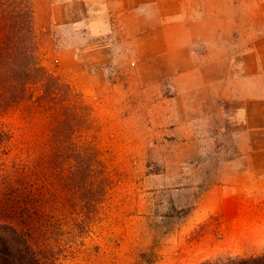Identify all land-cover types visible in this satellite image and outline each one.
I'll use <instances>...</instances> for the list:
<instances>
[{
    "label": "rangeland",
    "instance_id": "374dc122",
    "mask_svg": "<svg viewBox=\"0 0 264 264\" xmlns=\"http://www.w3.org/2000/svg\"><path fill=\"white\" fill-rule=\"evenodd\" d=\"M62 1L0 0V48L8 33L21 41L30 12L52 89L73 92L67 112L42 79L13 85L0 63V221L29 227L49 264L264 251V162L237 117L241 97L264 95V73L235 76L246 55L264 57V0H67L71 20L53 23ZM69 47L82 70L57 60ZM28 189L30 222L17 205Z\"/></svg>",
    "mask_w": 264,
    "mask_h": 264
},
{
    "label": "trees",
    "instance_id": "16d2710c",
    "mask_svg": "<svg viewBox=\"0 0 264 264\" xmlns=\"http://www.w3.org/2000/svg\"><path fill=\"white\" fill-rule=\"evenodd\" d=\"M22 17V20H21ZM20 19L21 41L17 40L8 33L2 42L1 68L7 78V81L13 85L18 83H27L31 79H42L47 87L50 96L56 95L61 99V107L67 112L70 110V102L73 96L71 86L65 83L61 90L52 89L56 77L47 75L43 68L37 53L34 50L35 44L30 39L31 32V13L21 12ZM13 27H16L13 26ZM63 90V91H62ZM54 92V93H53ZM58 99V98H57ZM10 132L5 127H0V149L9 140ZM33 193L30 189L22 193V197L17 199V205H20L21 216L27 215L26 221L35 218V210L30 205L35 203L31 199ZM16 205V201L13 202ZM22 211V212H21ZM17 213V212H16ZM25 216V218L27 217ZM0 264H49L34 242V235L29 227H25L23 222L0 221ZM200 264H264V251L250 256L245 255H223L217 258H209Z\"/></svg>",
    "mask_w": 264,
    "mask_h": 264
},
{
    "label": "crops",
    "instance_id": "0c3cea01",
    "mask_svg": "<svg viewBox=\"0 0 264 264\" xmlns=\"http://www.w3.org/2000/svg\"><path fill=\"white\" fill-rule=\"evenodd\" d=\"M141 1L146 2V0ZM194 1L195 0H190V2ZM133 2L134 3L132 4H135L136 1ZM182 2L185 1L183 0ZM69 6L70 2L67 0L54 3L52 7V22L65 23L71 20V9L69 8ZM185 11L187 12V9L185 7H183L181 10H178L179 15L184 14ZM177 20L181 21L180 19ZM210 25L214 26V23H208L207 21L205 26L209 27ZM105 48L106 47H104V49ZM55 54L56 56H58L57 60L61 62V65L64 66V68H79L81 70L85 68V62H83L84 60L81 59L79 50H77V48L69 47L58 51L56 50ZM66 56H68L69 61H63V58H65ZM244 60L249 61V63L251 64V70L247 71L246 69H237L235 73L236 77L241 79L247 78L251 81H254L258 77L263 75L264 57H262L260 53L259 55L248 54L246 55ZM240 100L241 102L237 110L238 120L243 127V133L253 135V145L249 148L248 151H246V153H248L249 157L254 158L255 160L258 159L259 162H264V95L245 96L241 97Z\"/></svg>",
    "mask_w": 264,
    "mask_h": 264
}]
</instances>
